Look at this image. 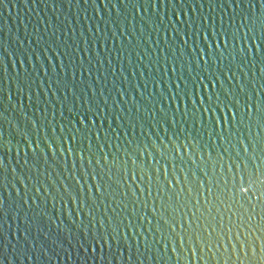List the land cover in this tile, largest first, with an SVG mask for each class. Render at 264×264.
Instances as JSON below:
<instances>
[{
	"label": "water",
	"instance_id": "1",
	"mask_svg": "<svg viewBox=\"0 0 264 264\" xmlns=\"http://www.w3.org/2000/svg\"><path fill=\"white\" fill-rule=\"evenodd\" d=\"M0 264H264V0H0Z\"/></svg>",
	"mask_w": 264,
	"mask_h": 264
}]
</instances>
